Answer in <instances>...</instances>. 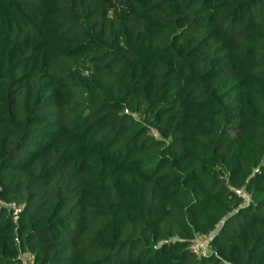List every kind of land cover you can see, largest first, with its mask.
<instances>
[{"label":"trees","instance_id":"obj_1","mask_svg":"<svg viewBox=\"0 0 264 264\" xmlns=\"http://www.w3.org/2000/svg\"><path fill=\"white\" fill-rule=\"evenodd\" d=\"M0 201V264H264V0H0Z\"/></svg>","mask_w":264,"mask_h":264},{"label":"built area","instance_id":"obj_2","mask_svg":"<svg viewBox=\"0 0 264 264\" xmlns=\"http://www.w3.org/2000/svg\"><path fill=\"white\" fill-rule=\"evenodd\" d=\"M0 204H4L7 207H9V209L12 211L15 221L18 219L19 215L23 210L22 207L17 205L16 203H5L3 201H0ZM208 244H209V238L197 239L192 245V250L197 255H204L208 251L209 248ZM33 262H34V256L31 253L27 254V256L25 255L23 264H32Z\"/></svg>","mask_w":264,"mask_h":264}]
</instances>
